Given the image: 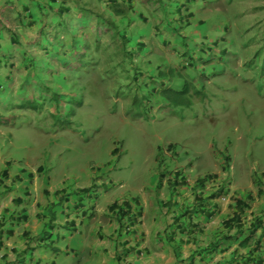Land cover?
<instances>
[{
	"label": "crops",
	"instance_id": "crops-1",
	"mask_svg": "<svg viewBox=\"0 0 264 264\" xmlns=\"http://www.w3.org/2000/svg\"><path fill=\"white\" fill-rule=\"evenodd\" d=\"M71 13L70 1L0 0V148L7 147L0 157V264H257L259 259L264 261V235L260 250L251 251L254 241L241 245L255 219L264 220V183L256 185L249 173L235 181L229 170L231 165L195 176L188 168L175 167L168 174L172 168L164 167L163 159L170 154L166 152L163 156L159 150L155 159L163 169L153 173L151 167L145 165L139 170L135 164L128 171L131 182L121 181L120 188H113V178L122 177L130 164L122 166V153L112 143H106V153L117 164L116 175L112 171L105 178L97 176L95 171L75 176L70 170L47 172L46 151L57 152L64 146L57 139L73 137L72 146L81 143L79 150L86 149V144L81 142L83 135L78 132L76 136V131L71 130L74 126L59 134L52 131L57 121L47 116V107L41 108L38 102L49 99L34 91L40 83L38 73L47 69L44 61L50 54L48 46L38 49L37 41L51 23L60 26L76 17ZM108 35L115 37V33ZM121 35V39L116 38L118 43L134 37L132 32ZM48 36L44 37L51 42ZM50 36L54 41L55 34ZM139 38L135 47L143 66L136 67L138 75L134 80L139 82L142 95L149 89V93L154 90L153 97H162L153 85L156 75L163 73L160 63L166 64L164 73L168 75L161 80L167 83V88L172 89L180 82L188 86L186 89L195 85L189 80H194L201 69L194 68L192 62L185 61L171 73L174 61L167 37L154 31ZM42 51L44 58L40 62L37 56ZM53 57L56 59H52L54 64L48 68L50 73L44 82L56 86L59 96L68 95L72 86L80 87V82L70 75L82 64L68 68L57 58L59 53L54 52ZM113 59L116 62L120 59L117 52ZM185 65H191L193 70L185 69ZM110 68L117 72L129 70ZM129 79L130 76L126 84ZM123 83L120 81L118 85ZM76 95L78 105L90 103L92 107L100 100L95 91L91 95L86 91ZM34 105L39 106L36 111ZM57 108L56 105L50 109L57 115ZM81 108L75 110L76 115H81ZM62 114L66 115L64 109ZM110 114L114 112L110 110ZM38 122L42 124L36 125ZM55 143L57 146H53ZM141 171L150 179L135 187L133 184L139 183ZM130 184L134 190L121 192ZM220 188L224 189L223 193L216 195ZM213 194L216 196L211 197ZM94 195L96 201L92 202ZM242 206L245 211L233 224L230 220ZM239 229L243 232L236 237ZM260 234L258 230L257 236ZM197 249H205L203 255L193 256Z\"/></svg>",
	"mask_w": 264,
	"mask_h": 264
},
{
	"label": "rangeland",
	"instance_id": "rangeland-1",
	"mask_svg": "<svg viewBox=\"0 0 264 264\" xmlns=\"http://www.w3.org/2000/svg\"><path fill=\"white\" fill-rule=\"evenodd\" d=\"M68 1L71 14L76 17L60 26L51 23L43 33L49 35L51 42L42 35L37 41V48L48 46L50 54L44 61L47 69L38 73L40 83L34 91L49 99L46 104L38 102L41 108L47 107V116L57 121L52 131L59 134L74 126L71 130L76 131V136L78 132L83 135L81 142L86 149L79 150L81 143L72 146L73 137L57 139L64 146L57 152L46 151L48 173L58 169L70 170L73 176L94 171L103 178L110 171L116 175V161L105 148L106 143H112L122 153V166L130 164L122 177L113 178V188H120L121 181L131 182L128 171L135 164L139 170L145 165L151 167L153 173L163 169L155 159L159 150L163 156L170 154L163 159L164 167L172 168L168 174L176 167L188 168L195 176L203 171L221 170L226 164L232 166L229 170L235 181L249 173L256 185L264 183V0ZM117 9L123 11V16L115 13ZM154 31L169 39L171 45L167 47L174 61L171 73L185 61L201 69L194 80H189L195 85L186 89L188 86L180 82L181 86L178 83L172 89L167 88V83L161 80L168 75L164 73L166 64L160 63L163 73L156 75L153 85L162 97H153L154 90L149 93V89L141 94L135 76L136 67L143 66V59L135 46L141 39L139 36ZM125 32H132L134 37L118 43L116 38L121 39ZM112 33L115 37L108 35ZM51 34H55L54 41ZM176 49L179 52H172ZM54 52L59 53L57 58L68 68L82 64L70 75L80 82V87L72 86L68 95L59 96L56 86L44 82L54 64L52 59H56ZM115 52L120 58L118 62L113 59ZM37 58L43 61L44 52ZM111 66L129 70L117 72ZM185 66L193 70L191 65ZM120 81L124 83L119 86ZM83 91L88 95L95 91L101 101L95 100L97 103L92 107L90 103L78 105L76 94ZM56 105L57 115L50 109ZM79 106L81 115H76ZM38 107L32 108L36 111ZM63 109L66 115L62 114ZM0 149L1 157L7 147ZM72 163L75 165L70 167ZM146 175L141 171L139 183L135 181L133 186L147 182L150 177ZM131 190L134 188L130 184L121 192ZM94 197L92 202L96 201Z\"/></svg>",
	"mask_w": 264,
	"mask_h": 264
},
{
	"label": "trees",
	"instance_id": "trees-1",
	"mask_svg": "<svg viewBox=\"0 0 264 264\" xmlns=\"http://www.w3.org/2000/svg\"><path fill=\"white\" fill-rule=\"evenodd\" d=\"M63 1H68V0H63ZM115 13L117 15H122L123 14V11L121 10H116ZM224 189L223 188H220L218 190V193H215L216 195L217 194H220V192L223 193ZM216 195H211V197H215ZM245 207L242 206L241 208V211L237 214H235L233 216V218L230 220L231 222H233V224L237 221L240 220L241 218V213L244 212L245 210H243ZM258 230H261V234L259 236H257L258 234ZM243 232V230L240 231V229L238 230V233L236 235V237L239 236V233L241 235V233ZM262 235H264V220L260 217H257L255 219V221L252 223L251 227L249 228V233L245 236V238L243 239V241L241 242V245L242 246H245V245H249L250 242L254 241L255 242V247L251 249V251H256V250H260V245H261V237ZM230 238V237H229ZM205 249H197L194 253H193V256L195 255H203V252ZM177 251L179 252V249H177ZM200 251V252H199ZM193 262H191L190 264H192ZM257 264H264V261L262 259H259L258 260V263Z\"/></svg>",
	"mask_w": 264,
	"mask_h": 264
}]
</instances>
